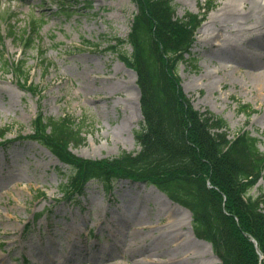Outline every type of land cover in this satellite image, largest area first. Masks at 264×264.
I'll return each instance as SVG.
<instances>
[{
    "label": "rangeland",
    "instance_id": "rangeland-1",
    "mask_svg": "<svg viewBox=\"0 0 264 264\" xmlns=\"http://www.w3.org/2000/svg\"><path fill=\"white\" fill-rule=\"evenodd\" d=\"M62 1L0 0V129L10 128L7 141L0 138V264H219L211 245L192 237L191 214L153 186L118 181L107 191L93 181L70 201L61 192L68 167L26 139L42 111L80 125L85 141L72 147L79 156L140 150L137 76L107 49L114 38H128L134 0H69L66 14ZM253 1L216 0L179 75L195 109L225 118L231 138L250 131L264 150V23L251 12ZM173 2L183 17L200 13L205 0ZM33 19L43 25L36 45L25 50L16 38ZM88 41L100 45L90 48ZM119 50L132 53L129 45ZM40 51L52 63L48 70ZM14 62L26 63L42 97L17 83L6 66ZM248 104L255 110L250 117L239 111ZM250 194L264 195V181Z\"/></svg>",
    "mask_w": 264,
    "mask_h": 264
},
{
    "label": "trees",
    "instance_id": "trees-1",
    "mask_svg": "<svg viewBox=\"0 0 264 264\" xmlns=\"http://www.w3.org/2000/svg\"><path fill=\"white\" fill-rule=\"evenodd\" d=\"M70 1L63 0L59 10L66 14ZM134 2L138 12L128 39L114 38L115 44L107 49L138 75L144 122L135 138L141 150L102 159L78 156L71 148L85 141L80 125L70 117L55 119L42 112L27 138L69 166L67 182L61 185L66 198L82 194L90 180L107 190L118 179L145 182L192 212L196 236L211 243L221 264H264L259 253L264 255V197L249 195L264 178L260 140L241 130L229 139L228 122L210 111L195 109L181 87L178 68L190 52L202 19L192 13L176 17L171 0ZM213 6L208 2L206 10ZM42 25L33 19L30 31L16 38L25 43V50L36 45ZM10 36L16 37V33L10 32ZM125 44L132 47L131 55L119 50ZM86 45L98 48L100 44L88 41ZM40 58L41 66L48 70L52 63L44 51ZM6 66L24 90L42 94L30 82L25 62ZM240 111L248 117L255 112L250 105L241 106ZM8 131L9 127L0 129V138L4 140Z\"/></svg>",
    "mask_w": 264,
    "mask_h": 264
},
{
    "label": "bare ground",
    "instance_id": "bare-ground-1",
    "mask_svg": "<svg viewBox=\"0 0 264 264\" xmlns=\"http://www.w3.org/2000/svg\"><path fill=\"white\" fill-rule=\"evenodd\" d=\"M230 6V4H226L225 7H228ZM221 9H223V7H221ZM251 12H254V14H256L262 21V23H264V2L263 1H258V0H254L253 3H252V6L250 8ZM264 25V24H263ZM219 45V44H218ZM136 88V87H135ZM137 89V88H136ZM138 111H139V114H140V110H139V107H138ZM46 152L48 153V155L50 157H52V154L46 150ZM126 183H129L127 181H124ZM18 187V186H16ZM153 192L159 194L162 198H164L166 200V202L170 205H172L174 208L176 209H179V210H183L185 212H187L184 208H182L181 206H179L178 204H175L173 202H171V200H169L162 192H160L157 188L155 187H151L150 188ZM191 235L194 239L195 236L193 234V232L191 231ZM203 242V241H202ZM204 243V242H203ZM206 243V242H205Z\"/></svg>",
    "mask_w": 264,
    "mask_h": 264
}]
</instances>
